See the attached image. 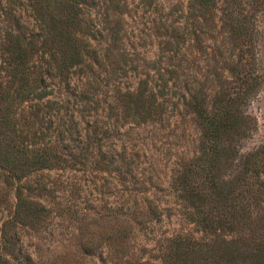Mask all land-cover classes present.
<instances>
[{
    "label": "rangeland",
    "instance_id": "rangeland-1",
    "mask_svg": "<svg viewBox=\"0 0 264 264\" xmlns=\"http://www.w3.org/2000/svg\"><path fill=\"white\" fill-rule=\"evenodd\" d=\"M190 1L95 0L96 6L88 9L83 29L92 41L95 56L85 68L71 74L69 86L58 78L46 80V85L57 91V98L70 108L76 122H71L70 112H63L70 120L65 119L63 125L64 144L58 141V127H50L47 122L44 126L30 123L27 132L34 141L35 131L39 134L45 130L47 138H55V152L61 155L63 151L64 157L90 146L91 162L84 167L78 165L77 170L45 171L29 180L41 181L56 192L45 201L53 214L33 228L18 231L23 261L30 256L31 264H51L59 256L60 263L66 264H74L77 259L83 264H115L116 252L108 245L103 246V259L85 257L81 250L82 242L93 233L109 232L115 224L110 215L126 218L134 213L144 221L128 242L126 260L132 264L157 261L173 238L214 240L192 222V205L173 188L176 178L200 155L204 140L201 127L184 106L183 96L202 92L211 104L225 83L230 89V85H236V78L246 73L240 74L231 66L246 53L248 58L242 59L254 57V65L245 63V67L264 80V0H219L206 15L209 25H205L204 12L202 17L194 18ZM229 4L251 18L256 27L253 44L244 46V52L225 34L223 9ZM3 20L10 25L19 22L27 34L37 32L27 0H0V26H4ZM204 27L205 32H201ZM113 28L121 32L119 43L110 33ZM174 31L190 33L189 43L181 44L177 54L175 46L166 48ZM49 60L47 50L33 56L36 66L47 67ZM159 65L174 69L178 75L169 82L171 95L163 101L164 113L143 120L128 99L144 81L157 93L161 82L155 67ZM249 99L246 114L251 123L242 140L243 154L264 146V84ZM31 112L32 104L25 103L18 107L17 118L21 122L29 120ZM90 133L98 138L86 144ZM35 141L43 144L40 137ZM99 145L107 160L96 165ZM16 203L15 185L0 179V238L3 223L13 214ZM151 206L158 209V220H150L156 217L150 213Z\"/></svg>",
    "mask_w": 264,
    "mask_h": 264
},
{
    "label": "trees",
    "instance_id": "trees-1",
    "mask_svg": "<svg viewBox=\"0 0 264 264\" xmlns=\"http://www.w3.org/2000/svg\"><path fill=\"white\" fill-rule=\"evenodd\" d=\"M27 1L33 9L37 32L25 33L19 22L10 25L3 20L4 26H0V179L15 185L17 200L13 214L1 229L0 264H31L30 256L22 259L18 231L33 228L53 214V208L45 201L53 197L56 190L41 181L29 180L45 171L77 170L78 165L84 167L91 162L90 146L64 157L63 151L61 155L55 152V138H47L45 130L39 134L35 131L34 141L27 130L30 123L44 126L47 122L50 127H58V141L64 144V123L66 120L76 122L70 108L57 98V91L46 85V80L58 78L61 83L68 84L71 74L85 68L88 60L95 56L96 50L83 29L84 18L88 9L96 6L95 0ZM217 1L191 0L189 10L194 18L202 17L204 12L205 25H209L206 15ZM223 13L228 41L244 52V46H251L254 41L256 27L252 19L236 12L231 4L224 7ZM200 31L205 32V27ZM110 33L114 42L121 41L119 30L113 28ZM188 34L171 32L166 48L170 50V46H175L177 54L181 44L189 43ZM40 50H47L50 56L47 67L33 64V56ZM244 56L247 57V53L231 66L238 68L240 74L241 71L246 73L237 77L236 85H230V89L225 83L211 104L202 92L191 93L189 98L183 96L184 106L201 127L204 140L200 155L176 178L173 188L192 205V222L214 240L209 242L190 236L173 238L157 261L146 264H264V146L247 154L241 149L251 123L246 114L249 98L262 87L264 80L255 75L253 69L245 67V63L254 65V57L242 59ZM155 68L161 82L157 93L150 90L148 81H144L128 99L143 120L164 113L163 101L171 95L169 82L175 81L178 75L174 69H163L161 65ZM25 103L32 104L33 112L29 120L21 122L17 118L18 107L20 109ZM63 112L65 115L71 113L70 120ZM38 137L43 144L35 141ZM88 137L86 144L98 138L91 133ZM97 147L100 155L94 161L96 165L107 160V155L100 150L102 146ZM150 213L156 216L151 221L160 218L156 207L151 206ZM108 218L114 219L115 224L109 232L93 233L83 241L82 254L103 259V246L108 245L116 252L115 264H132L126 260L128 242L134 229L144 221L134 213L126 218L117 215ZM246 232L249 235H241ZM228 235L236 237L229 239ZM77 260L73 263L80 264L82 259ZM60 261L58 256L51 264H66Z\"/></svg>",
    "mask_w": 264,
    "mask_h": 264
}]
</instances>
